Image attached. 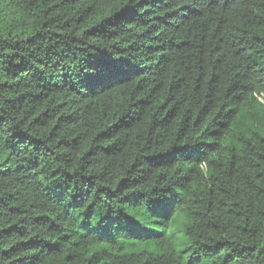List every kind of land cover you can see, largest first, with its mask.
<instances>
[{
  "label": "trees",
  "instance_id": "obj_1",
  "mask_svg": "<svg viewBox=\"0 0 264 264\" xmlns=\"http://www.w3.org/2000/svg\"><path fill=\"white\" fill-rule=\"evenodd\" d=\"M0 264H264V0H0Z\"/></svg>",
  "mask_w": 264,
  "mask_h": 264
}]
</instances>
